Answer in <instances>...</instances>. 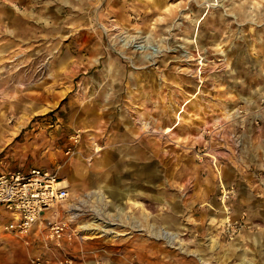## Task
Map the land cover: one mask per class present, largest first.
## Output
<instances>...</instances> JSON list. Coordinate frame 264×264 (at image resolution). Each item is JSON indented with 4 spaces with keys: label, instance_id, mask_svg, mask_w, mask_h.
Segmentation results:
<instances>
[{
    "label": "rangeland",
    "instance_id": "1",
    "mask_svg": "<svg viewBox=\"0 0 264 264\" xmlns=\"http://www.w3.org/2000/svg\"><path fill=\"white\" fill-rule=\"evenodd\" d=\"M236 70L264 76V0H0V173L74 181L34 246L0 221V264L34 247L74 264H264V85L213 107ZM58 219L79 234L63 248L47 238Z\"/></svg>",
    "mask_w": 264,
    "mask_h": 264
},
{
    "label": "built area",
    "instance_id": "2",
    "mask_svg": "<svg viewBox=\"0 0 264 264\" xmlns=\"http://www.w3.org/2000/svg\"><path fill=\"white\" fill-rule=\"evenodd\" d=\"M259 101L260 105L264 106V93ZM246 115L245 108L229 114V117L243 121ZM205 135H211L209 128L204 131ZM69 197V188L65 180L50 171L33 169L29 172L14 171L0 174V209L13 216L12 223L6 224L3 231L21 238L30 236L44 214L57 206L65 205ZM74 219L72 217V220ZM72 223L73 221L66 219L51 221L47 229L48 240L59 248H63L66 244L71 245L79 235L78 231L72 228ZM74 263V259L68 256L53 259L43 254L32 256L27 262V264Z\"/></svg>",
    "mask_w": 264,
    "mask_h": 264
},
{
    "label": "crops",
    "instance_id": "3",
    "mask_svg": "<svg viewBox=\"0 0 264 264\" xmlns=\"http://www.w3.org/2000/svg\"><path fill=\"white\" fill-rule=\"evenodd\" d=\"M237 73L238 72L236 70V76H234V81L233 82H230L231 80H228V79H227V81H224L222 78H221L222 79L221 82L220 81H215V83L213 84V88L217 91L218 95H216V97H215V99H217L216 100L217 101V105H215L213 107H221V108H223L224 106L226 107L227 104L229 105V103H231V102L232 103L235 102V104H236V103L243 102L246 98L247 99L248 98H255L256 97V90L255 89L258 88V87H262L264 85V76H261V70L256 72L257 73L256 76L259 75V77L256 79L257 83H255L254 86H252L251 84L247 83V81H242ZM248 100H250V99H248ZM191 107H193V106H190L189 110L191 109ZM193 116H196V115H193ZM177 127H175V129ZM19 130H20V128H19ZM193 132H196L195 134L198 136V138H200V137L202 138L203 137V136H201L203 134L202 133L203 132V127L202 126H200V128L198 130H196V131L192 130V131L188 132V134H190L189 136L196 137L195 135H193ZM103 158H105V157L103 156ZM103 162L104 163L101 164L102 167H101L100 164H99L100 167H99V165L93 166L92 169H96V172H94V173H97V174H101L102 173L101 171L105 169V167H103V166L106 163V159ZM113 168L114 167H112L111 169H113ZM92 169H90L89 171H91ZM138 169H139V171H141L140 172V176H145V178L146 177L150 178V177L154 176V177L151 178V180L152 179H155L156 181L158 180V177H157L158 176V170L155 169L154 167H152V166H144V167H140ZM31 170H33V169H31ZM31 170H21V169H19V170H11V171L1 172L0 174L14 172V171L29 172ZM93 171L94 170H92V172ZM110 173H111L110 170H107V171L105 170L104 171V174L109 175ZM64 180L66 181V183L68 185L67 187L69 188V190H71V188H72L71 186H73L74 181L72 179H70V178L64 179ZM128 195L126 194V196H128ZM114 196H116V195H114ZM158 200L161 201V198L160 197H156V201H158ZM60 207H65V205L57 206L56 210H58ZM5 217H7V219L9 220V222L6 223V224L12 223L13 216L10 213L4 211L3 209H0V221L4 220ZM60 220H63V219H60ZM142 220L144 222V221L147 220V218L143 217ZM223 222H224V220H223ZM36 226L38 227V225H36ZM36 226L33 228L32 232L30 234L32 239H34L33 246L35 245V241L38 238V237H35V236L36 235L37 236H42V233H39L41 230L35 231L36 228H37ZM158 232H160V231H157L156 235H158ZM28 244H29V242H28ZM42 254H44L42 249L34 247L31 251H29L28 259L30 257H32V256H37V255H42ZM28 259L26 260L25 264H27Z\"/></svg>",
    "mask_w": 264,
    "mask_h": 264
},
{
    "label": "bare ground",
    "instance_id": "4",
    "mask_svg": "<svg viewBox=\"0 0 264 264\" xmlns=\"http://www.w3.org/2000/svg\"><path fill=\"white\" fill-rule=\"evenodd\" d=\"M11 123V122H10ZM97 150H99V152H96L97 154H99L100 153V149H99V147L98 146H96L95 147V151H97ZM66 182V181H65ZM67 184V183H66ZM68 186V185H67ZM72 189V188H71ZM221 189H223V191L224 192H226V190H227V185L226 184H221ZM225 204V203H224ZM50 212H53L52 210L51 211H49V213ZM99 224V223H98ZM88 230V229H87ZM90 230V229H89ZM102 231L103 232H105V231H107V230H104V229H102Z\"/></svg>",
    "mask_w": 264,
    "mask_h": 264
}]
</instances>
